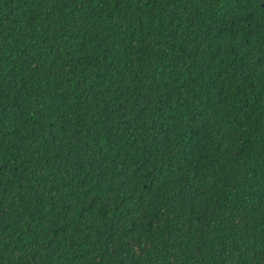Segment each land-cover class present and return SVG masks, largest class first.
Instances as JSON below:
<instances>
[{"label":"trees","instance_id":"obj_1","mask_svg":"<svg viewBox=\"0 0 264 264\" xmlns=\"http://www.w3.org/2000/svg\"><path fill=\"white\" fill-rule=\"evenodd\" d=\"M0 264H264V0H0Z\"/></svg>","mask_w":264,"mask_h":264}]
</instances>
